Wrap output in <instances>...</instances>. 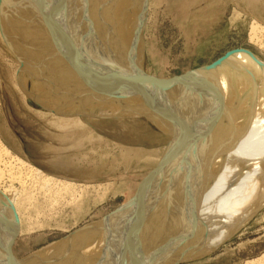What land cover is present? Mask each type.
Returning <instances> with one entry per match:
<instances>
[{"label": "bare ground", "instance_id": "obj_1", "mask_svg": "<svg viewBox=\"0 0 264 264\" xmlns=\"http://www.w3.org/2000/svg\"><path fill=\"white\" fill-rule=\"evenodd\" d=\"M146 1L1 0L6 39L19 45L24 61L29 49L34 54L28 59L41 74L36 79L37 101L52 111L75 107L87 117L78 120L67 111V116L61 114L58 127L66 130L96 123L94 118L101 114L120 119L143 115L165 136L196 145L210 169L207 174L185 150L180 160L205 178L197 196L191 191L162 199L160 191L142 193L146 188L120 209L124 210L116 220L119 223L112 221L114 225L106 230L87 227L56 243L52 247L56 249L48 253L51 261L42 254L39 258L46 260L23 264H175L209 254L235 232L245 216L250 218L264 205L263 64L235 54L215 67L194 71L182 84L167 86L148 80ZM258 34L264 36V26L253 21L249 39L259 40ZM201 71L205 74L198 79ZM96 106L102 111L94 112ZM52 175L16 155L0 137V264H22L8 250L15 238L8 217L17 216L19 200L33 199L35 190L45 197L59 196L77 185ZM148 196L151 200L144 201ZM104 235L112 238L103 240L105 252L98 256L93 248L104 249ZM150 236L155 237L152 243L164 239L163 245L154 247ZM124 239L128 242L122 246ZM246 264H264V254Z\"/></svg>", "mask_w": 264, "mask_h": 264}, {"label": "rangeland", "instance_id": "obj_2", "mask_svg": "<svg viewBox=\"0 0 264 264\" xmlns=\"http://www.w3.org/2000/svg\"><path fill=\"white\" fill-rule=\"evenodd\" d=\"M144 14V69L148 80L167 86L182 84L191 73L207 67L233 48L237 50L227 57L242 55L264 66V36L258 34L257 41L249 39L253 21L264 26V0H147ZM1 18L0 11V137L16 155L45 173L77 183L73 187L76 191L72 188L69 190L72 194L62 193V198L52 193L48 199L43 192H40L42 195L35 190L32 192L37 195L29 198L30 203L27 198L19 200L16 207L19 217L13 214V218L8 217L15 233L8 247L13 260L23 264L42 254L51 258L48 253L56 249L52 248L56 243L78 235L81 230L87 227L106 230L119 223L118 217L124 210L120 209L146 188L142 193L159 194L156 191H160L162 199L172 193L190 195L193 191L194 196L198 195L196 191L204 188L205 178L186 160H180V156L189 150L197 159V166H202L208 174L210 169L205 156L193 143L165 136L146 116L120 119L101 114L94 118L96 123H86L85 127L69 126L66 130L58 127L57 122L62 115L67 116V111H71L68 116L73 115L78 120L87 117L75 107H56L53 108L56 111H52L37 101L36 79L41 74L28 59L34 54L29 49L24 61L19 45L17 48L6 39L4 18ZM204 74L201 71L196 75L199 79ZM98 111L102 108L96 106L94 112ZM14 185L18 186L16 182ZM257 209L251 213L253 215L249 214L250 218L245 216L240 223L242 226L209 254L175 264H246L261 257L264 254V205ZM16 223L21 224L16 226ZM106 235L101 240L104 249L93 248L99 250L95 251L98 256L105 252L107 243L103 240L112 238ZM152 237H148V241L154 247L163 245L164 239L158 238L152 243L155 240ZM125 240L120 245L128 242ZM50 258L51 261L53 256Z\"/></svg>", "mask_w": 264, "mask_h": 264}, {"label": "water", "instance_id": "obj_3", "mask_svg": "<svg viewBox=\"0 0 264 264\" xmlns=\"http://www.w3.org/2000/svg\"><path fill=\"white\" fill-rule=\"evenodd\" d=\"M235 50H237V48H233L230 49L228 51H226L223 55H221L220 57H218L217 59L213 60L211 63H209L207 66V68H212L215 67L216 65H218L224 58H226L230 53L234 52ZM178 78V77H175ZM174 78V79H175ZM166 82V81H165Z\"/></svg>", "mask_w": 264, "mask_h": 264}]
</instances>
